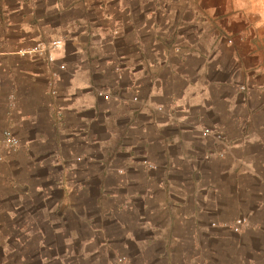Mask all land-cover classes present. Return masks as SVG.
<instances>
[{"label":"crops","instance_id":"crops-1","mask_svg":"<svg viewBox=\"0 0 264 264\" xmlns=\"http://www.w3.org/2000/svg\"><path fill=\"white\" fill-rule=\"evenodd\" d=\"M170 4L171 0H0V136L9 126L21 142L18 155L25 162L33 164L40 148L42 158L54 155L64 167L69 155L94 161L92 150L105 142L111 150L106 178L122 173L123 187L136 180L143 189L136 196L142 204L139 222L163 228L155 223L163 213L167 226L161 232L253 233L245 250L262 254L264 200L259 199V186L264 132L259 130H264V110L257 102L243 106L234 100L233 89L240 81L234 74L240 76V84L257 76L252 61L256 53L239 49L237 42L227 45L216 39L219 33L210 39L175 42L174 37L184 32L175 22L170 38H164L169 27L158 18L162 11L172 10ZM57 38L65 47L52 64L23 53ZM246 39V44L252 43ZM175 44L184 46L186 53L168 59ZM99 45L115 46V53L102 56L106 65L122 60L110 72L113 111L101 125L104 140L96 133L101 122L97 109L105 101L93 91L94 78L100 75L93 70L100 60ZM65 74L70 77L66 95L50 97L46 88ZM56 110L62 113L60 124ZM245 125L250 132H244ZM77 141L88 151L80 156L64 152L67 146H81ZM200 142L206 145L199 148ZM119 156L137 165L114 168ZM108 183L106 187H112ZM154 190L162 191V198H155ZM129 199L133 207L134 197ZM253 219L260 225L251 223Z\"/></svg>","mask_w":264,"mask_h":264},{"label":"rangeland","instance_id":"rangeland-1","mask_svg":"<svg viewBox=\"0 0 264 264\" xmlns=\"http://www.w3.org/2000/svg\"><path fill=\"white\" fill-rule=\"evenodd\" d=\"M170 5L172 10L162 11V17L158 18L161 24L169 27L164 38H170L172 22H175V27L183 26L184 31L179 38L174 37L175 42L210 39L212 33H219L216 39L227 45L233 46L237 42L239 49H251L250 54L256 53L252 61L257 76L241 84L240 76H233L240 80L233 84L237 94L234 100L243 106L257 102L261 104L259 110H264V0H171ZM245 38L252 39V43L246 44ZM59 40L62 45L54 56L65 47L64 41ZM170 47L166 54L168 59L181 58L186 53L180 44ZM96 48L100 60L93 70L100 75L94 78L93 91L98 97L99 93L108 95V99L100 97L105 103L97 109L101 122L96 134L104 140L106 134L101 125H106L105 115L113 111L109 104L113 82L110 72L115 64L121 65L122 60L106 65L102 56L106 51L115 53V46L99 45ZM223 54L225 56L224 51ZM112 57L114 59L115 55ZM35 58L44 64L53 63H47L39 56ZM69 79L67 75L56 78L46 92L54 99H63ZM56 81H60V85ZM53 112L60 124L62 113L59 110ZM245 126L244 132H250L249 126ZM204 136L199 137L200 140ZM222 138L217 141L228 146ZM74 143L81 146H67L64 152L74 151L80 156L88 151L82 145L83 141ZM202 145L206 144L200 142L199 148ZM20 147L19 140L15 150L0 152V264H264V252L258 255L245 250L252 244L253 238L248 236L253 233L161 232L167 226L163 213L157 215L159 219L155 221L163 228L154 229L150 224L139 222L137 217L142 204L136 196H141L143 189L137 187L136 180L129 187H123L122 173H112L106 178L104 169L108 167L111 150L105 142L92 150L94 161H79L69 155L65 167L54 155L42 158L40 148L36 149L39 156L29 164L18 155ZM130 164L136 166L137 161L130 163L119 156L113 167ZM107 181L112 187H106ZM259 191L263 192L260 201L264 200V174ZM154 194L158 199L163 196L160 190H154ZM131 195L133 207L130 206ZM251 223L260 225L261 222L253 219Z\"/></svg>","mask_w":264,"mask_h":264},{"label":"built area","instance_id":"built-area-1","mask_svg":"<svg viewBox=\"0 0 264 264\" xmlns=\"http://www.w3.org/2000/svg\"><path fill=\"white\" fill-rule=\"evenodd\" d=\"M61 41L59 39L52 40L48 44L46 43H37L32 48L23 51L25 54L36 55L43 58L47 63H52L55 61L54 52L58 51L61 48ZM99 96L103 99H108V95L99 93ZM136 100V98H133ZM206 135V132L203 133ZM19 145V140L17 137L10 131L4 130L0 136V152L4 150H15ZM147 168H154V166L150 163H146ZM240 224V220L236 222V226L233 228V232L238 230V225Z\"/></svg>","mask_w":264,"mask_h":264}]
</instances>
